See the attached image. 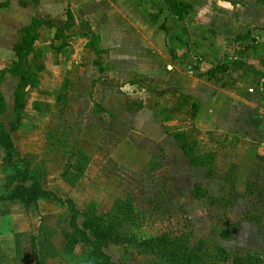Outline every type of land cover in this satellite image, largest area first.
Listing matches in <instances>:
<instances>
[{
	"label": "rangeland",
	"instance_id": "374dc122",
	"mask_svg": "<svg viewBox=\"0 0 264 264\" xmlns=\"http://www.w3.org/2000/svg\"><path fill=\"white\" fill-rule=\"evenodd\" d=\"M175 1L184 24L164 0H0V122L46 190L110 215L115 264H264V0ZM75 233L66 205L0 201V264H101Z\"/></svg>",
	"mask_w": 264,
	"mask_h": 264
},
{
	"label": "trees",
	"instance_id": "16d2710c",
	"mask_svg": "<svg viewBox=\"0 0 264 264\" xmlns=\"http://www.w3.org/2000/svg\"><path fill=\"white\" fill-rule=\"evenodd\" d=\"M28 4L39 7L42 0H25ZM167 10L170 16L178 22L184 24L189 16V5L178 3L175 0H164ZM7 7V5H0V9ZM41 25H45L49 28H54L58 31L61 37L65 31L72 29L76 26V18L72 11L68 13V20L65 24L59 26L52 20L42 21L34 19L32 24L26 29V39L15 47L16 55L19 61L16 65H19L22 61L23 52L31 45V40L34 38L33 33L40 29ZM250 45H247L249 47ZM176 57V53H174ZM177 59V57H176ZM220 70L222 65L212 69L208 75L215 76ZM16 69L10 71L15 74ZM3 79V77L1 76ZM0 78V81L2 80ZM1 86V82H0ZM5 100L0 90V115L6 112ZM0 144L5 149L6 155L3 158V162L12 167L15 174L9 176L11 185L20 182L19 185L12 191V194L8 197L0 196V201L20 202L26 208L39 207L43 201H51L61 205L69 207L72 213V224L76 230L75 237L76 242L87 245L91 249V255L98 259L101 264H115L111 257L105 253V248L109 246L123 245L127 240L125 236L115 230L114 223L110 222V215L104 217H96L95 213L82 214L76 208L74 202L71 199L64 200L51 191L46 190L39 178L30 174L26 162L24 159L16 158L19 156V151L13 141L11 133L5 129L4 125L0 122ZM9 185V184H8ZM79 217H85L86 220L82 227L76 224ZM161 239L159 237L152 238L145 241L143 244L154 245ZM160 252V251H159ZM173 255V253H172ZM254 258L236 257L234 264H258Z\"/></svg>",
	"mask_w": 264,
	"mask_h": 264
},
{
	"label": "crops",
	"instance_id": "0c3cea01",
	"mask_svg": "<svg viewBox=\"0 0 264 264\" xmlns=\"http://www.w3.org/2000/svg\"><path fill=\"white\" fill-rule=\"evenodd\" d=\"M212 106H213V104H212ZM204 110H205V109H204ZM202 112H204V111L202 110ZM200 113H201V112H200ZM200 113H199V114H200ZM198 116L200 117L201 115H198ZM10 203H11V202H10Z\"/></svg>",
	"mask_w": 264,
	"mask_h": 264
}]
</instances>
